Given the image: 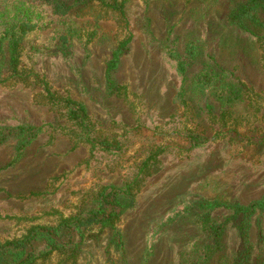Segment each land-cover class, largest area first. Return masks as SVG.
<instances>
[{
    "label": "rangeland",
    "instance_id": "1",
    "mask_svg": "<svg viewBox=\"0 0 264 264\" xmlns=\"http://www.w3.org/2000/svg\"><path fill=\"white\" fill-rule=\"evenodd\" d=\"M240 1L125 0L123 17L96 4L62 17L45 10L47 27L21 43L18 70L25 80L0 83V127L40 128L8 167L14 142L0 143V241L75 213L98 187L118 186L135 175L139 163L157 149V163L115 226L127 264H140L145 249L152 254L147 264H178L180 253L205 238L196 225L198 203L245 204L260 198L264 145L245 138L264 133V48L225 24L224 16ZM259 16L264 20V14ZM69 27L77 36L62 42ZM125 40L109 75L120 90L108 95L105 67ZM169 52L185 63L184 104L178 96L183 83ZM204 66L232 73L240 93L221 121L222 109L211 98L188 91ZM35 80L54 96L83 105L94 148L73 140L64 111L50 106ZM225 129L231 137H222ZM186 130L206 136L208 143L181 153ZM105 144L112 150L103 151ZM186 207L192 211L184 213ZM228 214L216 209L208 219L223 221ZM236 223L231 219L226 224L222 252L209 264L238 251ZM251 224L250 240L257 249L264 244V212L252 217ZM89 234L96 238L84 242L74 264H119L117 253L107 247L109 233L93 228ZM56 263L51 256L42 264Z\"/></svg>",
    "mask_w": 264,
    "mask_h": 264
},
{
    "label": "trees",
    "instance_id": "2",
    "mask_svg": "<svg viewBox=\"0 0 264 264\" xmlns=\"http://www.w3.org/2000/svg\"><path fill=\"white\" fill-rule=\"evenodd\" d=\"M125 0H0V83L11 79L24 81V76L18 70L21 43L30 33L43 31L47 24L43 21V13L49 11L52 16L62 17L71 11L81 13L97 5L123 17V3ZM46 10V11H45ZM264 14V0H243L234 4L224 16V22L241 32L249 34L261 50L264 48V20L259 14ZM66 35L60 37L65 42L66 37H76L77 33L72 28L66 29ZM258 32H261L259 34ZM88 42L85 41V44ZM128 40L121 41L110 54L104 71L105 89L108 95H114L120 90L111 79L110 72L117 66L120 55L126 48ZM187 52L191 51L189 46ZM168 58L175 61V72L181 78V87L178 93L180 103L184 104L185 63L175 54L168 53ZM6 74V75H5ZM6 78H2V76ZM232 73L223 69H213L204 66L195 76L188 91L197 96H208L222 109L219 120L225 116V111L230 109L239 99L240 93L236 84L231 82ZM42 86L46 99L53 108L64 111L66 120L74 131L70 132L76 143H86L90 148L95 144L90 139L91 126L86 110L82 104L69 98L56 97L49 92L44 82L35 80ZM224 110V111H223ZM219 129H223L222 127ZM233 132V131H232ZM40 128L29 125L14 127H0V143L7 140L14 142V156L6 167L16 163L23 151L34 142ZM222 137L231 131L225 129ZM253 133V132H251ZM220 135V134H219ZM218 136V134H216ZM252 145H264V133L247 136L245 141ZM208 143L206 136L186 130L182 134L180 152H190L205 146ZM116 146V145H115ZM103 151H111L112 146L105 144ZM160 150L150 152L148 157L136 167L132 177L125 178L120 185H105L98 187L91 193L86 203L77 208V211L68 216H58L53 225L29 226L18 237L0 241V264H42L51 256L57 257L56 264H74L80 247L89 238L96 235L89 234L93 228L97 232H108L107 247L118 255L119 264H127L124 256V243L116 223L133 203L144 176L149 169L157 163L156 157ZM200 212H195L197 227L205 235L204 239L189 246L188 251L182 252L178 264H209L215 256L222 252V241L225 226L231 219L236 220V238L238 251L230 256L218 257L217 264H264L263 242L256 249L250 240L252 234V217L264 212V194L245 204L224 203L218 200L197 204ZM222 209L229 211L223 221H211L208 215L211 211ZM204 210H207L205 212ZM192 211L190 207L184 208V213ZM193 214V216H194ZM263 238V237H262ZM264 239V238H263ZM262 239V241H263ZM151 251L144 250L140 257V264H147Z\"/></svg>",
    "mask_w": 264,
    "mask_h": 264
}]
</instances>
